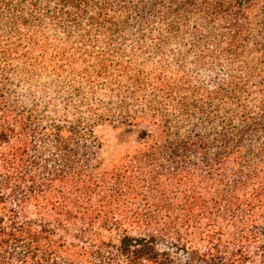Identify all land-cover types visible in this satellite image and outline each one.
<instances>
[{
	"label": "trees",
	"instance_id": "obj_1",
	"mask_svg": "<svg viewBox=\"0 0 264 264\" xmlns=\"http://www.w3.org/2000/svg\"><path fill=\"white\" fill-rule=\"evenodd\" d=\"M0 264H264V0H0Z\"/></svg>",
	"mask_w": 264,
	"mask_h": 264
},
{
	"label": "rangeland",
	"instance_id": "obj_2",
	"mask_svg": "<svg viewBox=\"0 0 264 264\" xmlns=\"http://www.w3.org/2000/svg\"><path fill=\"white\" fill-rule=\"evenodd\" d=\"M103 140L104 167L110 166L134 146L132 133L126 132L111 124H103L98 128Z\"/></svg>",
	"mask_w": 264,
	"mask_h": 264
}]
</instances>
